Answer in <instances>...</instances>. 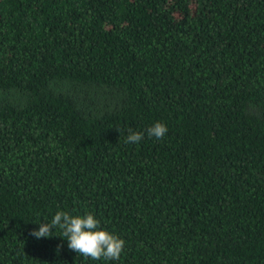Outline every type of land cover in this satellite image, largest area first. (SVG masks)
Wrapping results in <instances>:
<instances>
[{"label": "trees", "instance_id": "trees-1", "mask_svg": "<svg viewBox=\"0 0 264 264\" xmlns=\"http://www.w3.org/2000/svg\"><path fill=\"white\" fill-rule=\"evenodd\" d=\"M0 264H264V0H0Z\"/></svg>", "mask_w": 264, "mask_h": 264}, {"label": "clouds", "instance_id": "clouds-1", "mask_svg": "<svg viewBox=\"0 0 264 264\" xmlns=\"http://www.w3.org/2000/svg\"><path fill=\"white\" fill-rule=\"evenodd\" d=\"M167 132V125L162 122H156L147 129L148 136L157 139L163 138ZM143 137V132L129 129L125 142L139 143ZM55 229L61 230V237L67 238L69 249L93 261L119 260L124 249L125 240L101 228L93 213L72 215L67 211H57L50 222L40 223L39 229L32 231L31 235L37 239L51 237Z\"/></svg>", "mask_w": 264, "mask_h": 264}]
</instances>
